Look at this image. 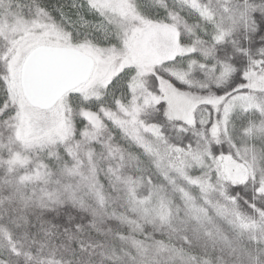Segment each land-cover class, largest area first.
Returning a JSON list of instances; mask_svg holds the SVG:
<instances>
[{
  "label": "snow or ice",
  "instance_id": "6c2138e0",
  "mask_svg": "<svg viewBox=\"0 0 264 264\" xmlns=\"http://www.w3.org/2000/svg\"><path fill=\"white\" fill-rule=\"evenodd\" d=\"M0 264H264V0H0Z\"/></svg>",
  "mask_w": 264,
  "mask_h": 264
}]
</instances>
